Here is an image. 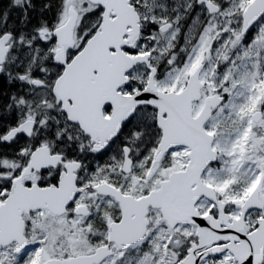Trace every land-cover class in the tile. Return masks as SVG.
Masks as SVG:
<instances>
[{
  "label": "snow or ice",
  "instance_id": "snow-or-ice-1",
  "mask_svg": "<svg viewBox=\"0 0 264 264\" xmlns=\"http://www.w3.org/2000/svg\"><path fill=\"white\" fill-rule=\"evenodd\" d=\"M0 264H264V0H0Z\"/></svg>",
  "mask_w": 264,
  "mask_h": 264
}]
</instances>
